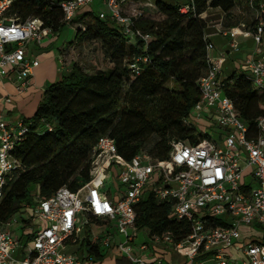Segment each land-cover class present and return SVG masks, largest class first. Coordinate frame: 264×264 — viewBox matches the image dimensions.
<instances>
[{
  "label": "built area",
  "instance_id": "built-area-1",
  "mask_svg": "<svg viewBox=\"0 0 264 264\" xmlns=\"http://www.w3.org/2000/svg\"><path fill=\"white\" fill-rule=\"evenodd\" d=\"M15 1L0 0V76H15L16 90L21 95L40 65L37 58L28 56L29 44L42 46L55 34L44 28L39 18L21 22L11 16ZM96 1L107 10L99 13L101 19L115 22L124 34L146 44L150 41L149 35L135 28L134 22L143 11L123 13L129 0H60L59 5L69 24ZM260 8L264 10V2ZM194 9L193 4L184 5L180 12L187 14ZM217 29L230 38V48L235 52L240 50L238 36L253 40L254 56L245 65L253 86L264 91V22L253 31L246 30L244 24ZM212 50L214 46L208 43L209 66L199 82L200 100L193 111L197 119L204 118L218 129L217 138L223 145L204 134L195 145L173 140L165 160L140 151L126 161L111 138H100L91 155V179L82 188L72 192L64 187L47 200L37 198L33 206L19 214L20 218L28 215L24 222L19 217L0 221V264H94L87 255L64 251L68 244L79 240L83 228L89 225V216L114 221L122 239L116 244L112 235L97 236L91 243H99L100 248L115 245L130 264H167L160 253H155L161 246L183 256L188 264H203L206 260L215 264H264V242L254 237L242 241L240 233L241 228L255 225L264 232V116L256 121L255 130L240 120L234 101L224 95L225 54L212 59ZM141 61L146 63L148 59H137L130 66L133 74H138L137 63ZM12 103L10 96L3 97L0 109ZM188 119L185 124L191 125ZM27 132L22 120L11 123L0 113V201L7 185L19 174L21 163L14 151ZM248 171L253 186L247 185L250 189L245 192L242 181ZM108 182L113 185L109 187ZM149 195L160 203H172L173 217L189 222L191 232L179 242L171 233L153 237L148 234L150 242L138 244L141 255H136L139 231L135 207ZM217 217L225 218L226 225L217 226ZM146 253L156 255L148 260Z\"/></svg>",
  "mask_w": 264,
  "mask_h": 264
},
{
  "label": "trees",
  "instance_id": "trees-1",
  "mask_svg": "<svg viewBox=\"0 0 264 264\" xmlns=\"http://www.w3.org/2000/svg\"><path fill=\"white\" fill-rule=\"evenodd\" d=\"M60 0H16L11 16L24 22L39 18L44 28L55 34L54 40L68 25H82L77 33L83 39L100 43L109 67L93 73L74 64L62 73L43 93L32 118H24L28 132L16 146L14 155L21 168L10 182L0 201V221L6 222L33 206L37 198L47 200L61 188L77 192L91 179V155L102 137L111 138L120 157L131 161L140 151L165 160L170 143L195 145L202 136L185 124L200 100L199 82L209 66L206 35L208 24L202 15L210 8L220 9L228 21L253 13L255 20L246 30L253 31L264 22V0H187L195 9L182 14L181 4L157 0L155 10H142L135 28L150 36L146 44L124 34L123 28L111 20H103L89 9L80 12L69 24L64 19ZM88 20L90 22H88ZM241 24H237L238 27ZM138 74L130 66L137 59ZM224 95L234 101L240 120L255 130L256 121L264 116V91L256 89L247 69L231 73L224 80ZM250 187L242 185L247 192ZM170 202H158L149 195L135 207L136 229L148 230L149 236L171 233L179 242L191 232L187 221L172 215ZM99 223V219L89 216ZM225 218H215L217 226H225ZM248 227L240 230L241 240L257 238ZM81 249L102 260L100 246L89 238ZM116 264H130L122 258Z\"/></svg>",
  "mask_w": 264,
  "mask_h": 264
},
{
  "label": "crops",
  "instance_id": "crops-1",
  "mask_svg": "<svg viewBox=\"0 0 264 264\" xmlns=\"http://www.w3.org/2000/svg\"><path fill=\"white\" fill-rule=\"evenodd\" d=\"M133 0H129L132 2ZM140 1V0H139ZM146 2H149L145 0ZM128 2V3H129ZM126 4V6L128 5ZM130 4V3H129ZM96 2L89 10L94 11L96 7ZM100 12L104 11L101 2L99 1ZM106 11V10H105ZM107 12V11H106ZM203 19H206L208 24L207 30V41L210 42L214 46V50H212L209 54L210 58L218 59L221 53L225 54V60L223 63V77L229 76L231 73H239L242 69L246 68V60L252 58L255 52V44L252 39L244 38L243 36H238L237 41L240 43V50L238 52L233 51L230 48V38L224 36L223 34L219 33L217 27L222 26L224 29H232L235 28L237 24H244L243 22L239 21L241 16H238L234 21H228L225 18L224 13L220 9H208L203 15ZM54 39L52 41H45L42 46H38L36 42H31L28 46V56H31L30 51L33 45L35 47H50L52 43H54ZM263 51H264V44H263ZM57 56V57H56ZM36 58V57H35ZM257 58V56H255ZM240 63H239V62ZM226 63V64H225ZM224 64L226 67H224ZM240 64L243 66L240 69ZM62 70L69 71L64 68L60 57L57 55L47 56L43 63H40L39 67L36 68L33 72L30 86L23 94H18L16 90L17 86V78L13 76L12 78H4L0 76V99L6 96H10L13 100L12 105L10 106H2L0 109V113L4 117V119L11 123H16V121L23 120L24 118L30 119L33 116L28 117H19L16 119L12 118L13 106L17 108H22L23 111H26V108L29 106H33L35 111L42 100L43 93L49 86V82L56 83L61 81L62 79ZM247 72H249L247 70ZM106 235H112L114 237L113 241L116 244H119L122 239L120 236L117 235V228L114 221H105L99 219V223L92 222L89 220V225L84 227L79 240L76 243L68 244L64 251L66 253H76L78 256H89L91 257L87 251L81 249V243L85 238H89L92 241L95 237L100 236L105 237ZM121 253L115 245H112L109 248H100V254L102 256V260L96 261L95 258L91 257L94 261V264L102 263L106 258L112 257L113 264H116L118 260L122 258H117L116 253ZM134 253L136 255H141L138 247H134ZM160 253L167 264H173L172 255L170 254L171 251L167 250L165 246H161L157 249V252ZM146 253V258L148 260H152L156 254ZM122 254V253H121ZM18 256L21 257L22 253H18ZM124 258V256H123Z\"/></svg>",
  "mask_w": 264,
  "mask_h": 264
},
{
  "label": "rangeland",
  "instance_id": "rangeland-1",
  "mask_svg": "<svg viewBox=\"0 0 264 264\" xmlns=\"http://www.w3.org/2000/svg\"><path fill=\"white\" fill-rule=\"evenodd\" d=\"M149 2H146L145 0H133L132 2H129L128 5L123 7V13L124 14H132L136 10H148V11H154V3L157 0H147ZM163 2H166L168 4H181L185 5L187 3V0H160ZM96 7L94 8V11L96 13L99 12V1H96ZM103 10L105 11L106 8L103 7ZM210 10V9H209ZM107 11V10H106ZM255 20V16L253 13H248L246 15H241V19L239 21L243 22L244 25H246L248 22H252ZM88 22L92 23L91 20ZM82 25H68L66 29L57 37L50 47H31L30 51V57L37 58L40 63H43V60L46 59L47 56H53L57 55L60 57L62 64L64 68L67 70H70L71 67L74 64H77L81 66L86 72L93 73L97 70H104L108 68L109 61L105 58L104 53L101 49V45L98 42L95 41H88L87 39H83L80 42L78 41L77 35L79 30H84L82 28ZM57 57V56H56ZM239 62V61H238ZM240 63V62H239ZM226 64V63H225ZM224 64V67H226ZM240 69L243 68V66L240 64ZM64 71L62 70V73ZM248 73V77H250V73ZM51 85L52 83L49 82ZM12 118L16 119L19 117H28L33 116L35 114V108L33 106H29L26 108V111L24 112L22 108L12 107ZM18 122V121H16ZM188 122L191 124L192 127H194L197 131V134L199 135H208L209 137L216 139L220 145H223L222 141L217 138L218 129L215 126H211L209 122H207L204 118L197 119L195 111H192ZM109 183V182H108ZM109 183L108 186L110 187ZM242 184L244 185H252L253 186V180L251 179L250 173L245 172L243 175V181ZM113 185V184H112ZM20 218V215L13 216V219ZM28 215L25 213L22 215V218H20V222H24L27 220ZM248 232L252 236H256L258 234H263L264 232L261 230V227L259 225L248 227ZM148 230L144 229L138 232V239L136 246L138 244H141L143 242H150V238L148 237ZM172 255V261L173 264H188L189 262L184 258L183 256L177 254L175 251H171L170 253ZM117 258H123V255L121 253H116ZM112 257L106 258L102 263L97 264H113V261L111 260ZM198 264V261L195 263ZM203 264H215L211 260H206L203 262Z\"/></svg>",
  "mask_w": 264,
  "mask_h": 264
}]
</instances>
